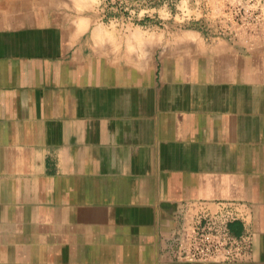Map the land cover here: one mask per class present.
<instances>
[{
  "label": "crops",
  "instance_id": "1",
  "mask_svg": "<svg viewBox=\"0 0 264 264\" xmlns=\"http://www.w3.org/2000/svg\"><path fill=\"white\" fill-rule=\"evenodd\" d=\"M168 4L0 28V264H226L165 247L227 206L230 264H264V30L207 39Z\"/></svg>",
  "mask_w": 264,
  "mask_h": 264
},
{
  "label": "rangeland",
  "instance_id": "2",
  "mask_svg": "<svg viewBox=\"0 0 264 264\" xmlns=\"http://www.w3.org/2000/svg\"><path fill=\"white\" fill-rule=\"evenodd\" d=\"M167 1L176 13H180L181 8L202 11L205 17L201 33L207 39H258L262 36L264 0H0V28L48 20L69 21L75 15L64 12L71 7L86 12L94 6L98 8L95 18L104 22L121 19L136 24L142 18L138 15L140 9L161 6ZM174 24L180 28L188 26L187 20L181 19L174 20ZM261 50L254 49L255 52Z\"/></svg>",
  "mask_w": 264,
  "mask_h": 264
},
{
  "label": "built area",
  "instance_id": "3",
  "mask_svg": "<svg viewBox=\"0 0 264 264\" xmlns=\"http://www.w3.org/2000/svg\"><path fill=\"white\" fill-rule=\"evenodd\" d=\"M233 219L228 206L215 213L182 214L167 241L166 253L172 261L186 263L230 264L249 260L252 237L249 233L233 234L229 227Z\"/></svg>",
  "mask_w": 264,
  "mask_h": 264
},
{
  "label": "trees",
  "instance_id": "4",
  "mask_svg": "<svg viewBox=\"0 0 264 264\" xmlns=\"http://www.w3.org/2000/svg\"><path fill=\"white\" fill-rule=\"evenodd\" d=\"M232 225H233V224H230V225H229L230 229H232Z\"/></svg>",
  "mask_w": 264,
  "mask_h": 264
}]
</instances>
